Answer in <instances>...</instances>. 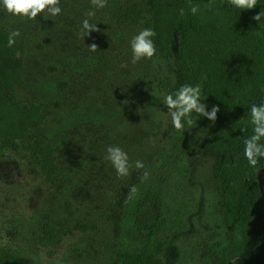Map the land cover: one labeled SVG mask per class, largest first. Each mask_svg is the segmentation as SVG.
<instances>
[{
	"label": "rangeland",
	"instance_id": "1",
	"mask_svg": "<svg viewBox=\"0 0 264 264\" xmlns=\"http://www.w3.org/2000/svg\"><path fill=\"white\" fill-rule=\"evenodd\" d=\"M129 4L145 7L144 20L117 24L116 9ZM147 6V0H107L94 9L90 0H60L59 15L44 11L28 20L0 5V27L20 33L5 63L32 84L19 96L25 106L45 103L43 123L0 148V252L10 250L21 264H125V256L144 251L156 217L161 240L152 264H219L226 226L214 177L218 159L197 152L204 135L198 123L186 133L169 131L160 87L163 81L171 88L183 73L177 29L166 56L156 49L150 60L131 63V39L151 28ZM89 10L95 15L87 17ZM84 19L98 31L81 36ZM93 43L95 52L88 48ZM40 143L55 147V183L31 156V145ZM108 146L127 153V176L117 178L104 158ZM145 195L152 200L137 229L135 211ZM44 222L66 233L43 245L37 236Z\"/></svg>",
	"mask_w": 264,
	"mask_h": 264
},
{
	"label": "trees",
	"instance_id": "2",
	"mask_svg": "<svg viewBox=\"0 0 264 264\" xmlns=\"http://www.w3.org/2000/svg\"><path fill=\"white\" fill-rule=\"evenodd\" d=\"M151 29L156 35L153 43L161 56H166L179 33V57L184 63L183 73L171 88L163 81L160 87L167 95L175 94L182 85L202 86L206 111L218 106L216 120L205 117L177 131L169 122V131L182 134L191 131L196 123L204 130L197 152L215 156L218 164L214 177L226 226V245L217 256L219 264L242 260L247 264H264V188L259 187L258 171L264 169V158L255 168L244 157V141L253 134L250 107L264 103V16L259 22L252 19L264 11V0H257L251 10L231 7L226 0H147ZM198 6L193 15L191 6ZM184 15H180V9ZM141 5L120 6L115 11L117 24L136 26L145 18ZM9 33L0 27V148H11L24 139L33 126L43 123V101L32 100L27 106L19 96V89L32 87L21 77L20 69L5 63L9 49ZM264 145V138L259 141ZM31 156L46 180L55 183V147L43 143L30 147ZM152 197L145 195L137 204L135 224L140 229ZM147 245L137 255H127L125 264H152L153 247L159 236L161 221L154 218ZM37 241L54 244L66 229L48 222L42 224ZM87 231V227H79ZM0 264H21L10 250L0 252Z\"/></svg>",
	"mask_w": 264,
	"mask_h": 264
},
{
	"label": "clouds",
	"instance_id": "3",
	"mask_svg": "<svg viewBox=\"0 0 264 264\" xmlns=\"http://www.w3.org/2000/svg\"><path fill=\"white\" fill-rule=\"evenodd\" d=\"M226 2L229 6L240 10H251L257 5V0H226ZM59 3L60 0H0V5L3 6L8 14L13 17H19L20 19L26 18L28 20H34L44 11H47L50 16L59 15L62 11ZM90 3L94 9H101L106 6L107 0H90ZM190 11L195 15L198 12V6H191ZM85 15L92 17L95 15V11L89 10ZM180 15H184V9L182 8L180 9ZM262 16H264V11H260L252 19L259 22ZM81 24V36L83 37L89 35L92 31H98L96 25L90 24L88 19H84ZM19 35L18 30L10 32L7 39V47H13L16 43V37ZM155 35L156 33L153 29L144 28L131 39L132 64H136L142 59L150 60L156 54V47L152 40V37ZM88 48L89 51L95 52L97 45L93 43ZM163 103L168 110V115L171 117L172 126L177 131L184 128V120L186 118L188 125L193 123L191 119L193 112L214 122L216 120V114L219 111L218 106L215 105L212 106L210 112L206 111V105L200 99V88L188 84L182 85L174 95L169 94L165 96ZM250 114L253 134L244 141V157L248 165L255 168L258 160L264 158V145L259 143L261 138H264V103H261L259 107L253 104L250 107ZM104 158L111 162L117 178L129 174L128 156L121 148L108 146ZM135 167L141 169L144 167V164L141 161H136ZM147 178L148 172H144V179ZM130 191L136 192V188L133 186Z\"/></svg>",
	"mask_w": 264,
	"mask_h": 264
},
{
	"label": "water",
	"instance_id": "4",
	"mask_svg": "<svg viewBox=\"0 0 264 264\" xmlns=\"http://www.w3.org/2000/svg\"><path fill=\"white\" fill-rule=\"evenodd\" d=\"M258 182L261 190L264 188V169L258 171ZM263 228H264V217H263Z\"/></svg>",
	"mask_w": 264,
	"mask_h": 264
}]
</instances>
